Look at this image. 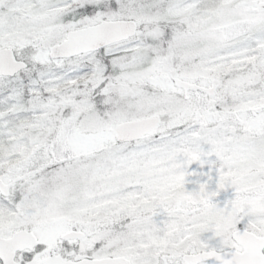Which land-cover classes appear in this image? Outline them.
Returning <instances> with one entry per match:
<instances>
[{"label": "snow or ice", "instance_id": "snow-or-ice-1", "mask_svg": "<svg viewBox=\"0 0 264 264\" xmlns=\"http://www.w3.org/2000/svg\"><path fill=\"white\" fill-rule=\"evenodd\" d=\"M0 264H264V0H0Z\"/></svg>", "mask_w": 264, "mask_h": 264}]
</instances>
